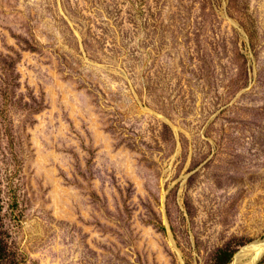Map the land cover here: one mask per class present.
<instances>
[{
    "label": "rangeland",
    "instance_id": "obj_1",
    "mask_svg": "<svg viewBox=\"0 0 264 264\" xmlns=\"http://www.w3.org/2000/svg\"><path fill=\"white\" fill-rule=\"evenodd\" d=\"M0 196L20 264L264 242V0H0Z\"/></svg>",
    "mask_w": 264,
    "mask_h": 264
},
{
    "label": "trees",
    "instance_id": "obj_2",
    "mask_svg": "<svg viewBox=\"0 0 264 264\" xmlns=\"http://www.w3.org/2000/svg\"><path fill=\"white\" fill-rule=\"evenodd\" d=\"M17 204L15 203V206ZM3 210L4 204L0 196V264H20L22 263V257L18 253L17 249L12 246L8 241V233L4 229L3 224Z\"/></svg>",
    "mask_w": 264,
    "mask_h": 264
},
{
    "label": "bare ground",
    "instance_id": "obj_3",
    "mask_svg": "<svg viewBox=\"0 0 264 264\" xmlns=\"http://www.w3.org/2000/svg\"><path fill=\"white\" fill-rule=\"evenodd\" d=\"M250 253L251 254L248 255L247 259L243 261H236V259L234 258L231 264H256L264 253V243L254 246L251 249Z\"/></svg>",
    "mask_w": 264,
    "mask_h": 264
},
{
    "label": "water",
    "instance_id": "obj_4",
    "mask_svg": "<svg viewBox=\"0 0 264 264\" xmlns=\"http://www.w3.org/2000/svg\"><path fill=\"white\" fill-rule=\"evenodd\" d=\"M263 243L264 242H262V243H255L253 245H249V246H246V247L242 248V250L234 258L236 259V261H243V260L247 259L248 253L251 252V249L254 246H257V245H260V244H263Z\"/></svg>",
    "mask_w": 264,
    "mask_h": 264
}]
</instances>
